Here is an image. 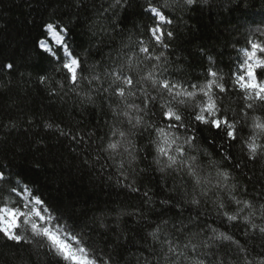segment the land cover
Here are the masks:
<instances>
[{
    "label": "snow or ice",
    "instance_id": "6c2138e0",
    "mask_svg": "<svg viewBox=\"0 0 264 264\" xmlns=\"http://www.w3.org/2000/svg\"><path fill=\"white\" fill-rule=\"evenodd\" d=\"M229 3L234 4L230 10L248 8L246 0ZM205 5L212 0H137L136 15L150 23L135 40L129 33L125 41L131 0L93 3L89 33L100 52L109 51L92 64L69 27L59 20L42 24L35 41L46 61L36 77L41 90L61 101L74 94L80 111L100 107L99 98L105 115H111V121H103L107 131L102 135L81 133L78 126L73 131L63 121L44 120L43 127L57 140L69 141L81 166L134 194L138 203L97 208L98 215L90 217L53 197L24 170L0 164V240L26 251L18 264L32 257L34 264H41L42 257L55 264H114L117 251L134 264H264V251L254 255L247 239L242 244L236 238L237 232L248 237L251 230L264 241V174L255 181L248 178L262 185L252 199L238 198V192L248 195V187L234 175L243 174V167L240 159L233 162L232 151L239 145L247 161H264V19L244 27L236 42L243 46L233 45L236 56L227 78L201 49L208 61L203 82L176 79L167 55L177 42L175 21ZM23 75L15 61H0V94L13 77ZM232 96L241 101L239 112L225 102ZM142 162L147 168L139 166ZM141 174L150 179L157 174L156 187L144 186ZM210 215L215 216L212 224ZM126 217L134 231L120 228ZM108 232H114L115 247L107 241L99 247L94 237L103 239Z\"/></svg>",
    "mask_w": 264,
    "mask_h": 264
},
{
    "label": "trees",
    "instance_id": "16d2710c",
    "mask_svg": "<svg viewBox=\"0 0 264 264\" xmlns=\"http://www.w3.org/2000/svg\"><path fill=\"white\" fill-rule=\"evenodd\" d=\"M101 2L103 0H0V61H15L20 66V71L24 73L22 77H13L12 85L0 94V164L14 170H24L32 179L44 185L53 197L62 199L74 207L77 213L87 212L90 217L93 214L98 215L95 212L97 208L112 207L118 203L132 206L138 201L134 194L126 189L116 187L97 172L81 166L80 161L69 150V141L63 138L57 140L43 127L44 120H54L57 123L63 121L62 126L71 124L73 131L78 126L81 133L98 131L102 135L107 131L103 121L104 119L111 121V115H105L106 105L99 98L97 104L100 107L89 106L86 110L80 111L74 94L70 93L61 101L59 98L49 97L42 91L36 77L42 74L39 69L46 66V61L37 50L35 41L41 36V26L45 21L59 20L69 27L72 40L83 45L80 52L89 57V64L100 60L102 55L106 59L109 50L104 48L103 52H100L97 40L89 33L93 3L99 5ZM131 2L133 6L126 17L128 31L125 33V41L129 33L135 40L142 34L143 27L150 23L136 15L139 11L136 6L137 0ZM246 2L248 8L243 11L230 10L234 4L229 3V0H212L211 6L205 5L200 10L180 14L181 19L175 21L174 28L177 42L174 51L167 53L171 64L170 70H176L178 73L174 78L191 80L194 83L203 82L201 73L207 67L208 61L206 55L201 53V49L217 61L227 78L229 65L236 56L233 45L237 48L243 46L242 42L240 44L236 42L241 40L244 27H252L253 22L258 24L264 19V0ZM104 6L107 7V4ZM59 78L57 75L56 79ZM225 102L239 112L241 101L238 97L232 96ZM9 121L15 122L16 128L8 129L2 126L7 125ZM204 143L208 147L206 141ZM209 151L214 153V149L210 147ZM232 151L235 153L233 162L240 159L243 167V174L235 172L234 175L239 183L248 187L247 196H242L239 192L236 195L241 199H252L262 185L259 183L253 185L248 178L255 181L264 174V161L257 163L247 161L239 150V145ZM139 166L147 168L148 165L142 162ZM111 171L106 170L105 176ZM153 177L150 179L141 174L143 185L155 188L158 175L153 174ZM141 178L137 180L138 186ZM170 215L174 216V213ZM214 219L215 216L210 215L207 222L212 224ZM125 220L127 223H121L120 228L134 231L135 225L131 218L126 217ZM255 222L261 223L258 214ZM213 226L219 227V224ZM111 227L115 229L116 225L112 224ZM113 236L114 232H108L103 235V239L100 235H96L94 239L101 248L105 247V241L115 247ZM236 238L242 244L247 239V247L254 255L264 251V241H261L258 232L250 230L248 237L237 232ZM136 251L137 248H131V252ZM22 256L27 257L25 250L5 247L3 240H0V264H18ZM124 256H128V252H125ZM249 259L252 257L249 256ZM34 260L35 257L27 258L25 264H34ZM117 261L119 264H134L132 260L126 262L122 259L118 251L114 264ZM41 264H55V260L48 261L42 257Z\"/></svg>",
    "mask_w": 264,
    "mask_h": 264
}]
</instances>
